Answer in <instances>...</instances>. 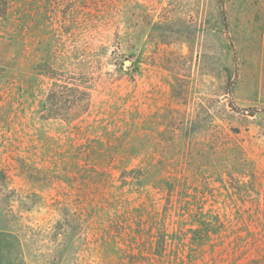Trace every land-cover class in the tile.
<instances>
[{"label":"rangeland","instance_id":"obj_1","mask_svg":"<svg viewBox=\"0 0 264 264\" xmlns=\"http://www.w3.org/2000/svg\"><path fill=\"white\" fill-rule=\"evenodd\" d=\"M0 264H264V0H0Z\"/></svg>","mask_w":264,"mask_h":264}]
</instances>
